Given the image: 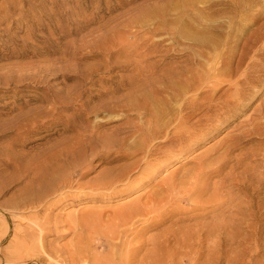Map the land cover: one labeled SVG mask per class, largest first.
Instances as JSON below:
<instances>
[{"label": "rangeland", "instance_id": "rangeland-1", "mask_svg": "<svg viewBox=\"0 0 264 264\" xmlns=\"http://www.w3.org/2000/svg\"><path fill=\"white\" fill-rule=\"evenodd\" d=\"M237 1L0 0V264H120L128 250L122 241L130 240L140 245L136 258L145 256V264H207L209 259L208 264H264V203L256 219L245 222L229 215L235 202L221 208L229 207L227 229L234 242L229 247L217 237L196 247L193 229L186 237L177 235L178 227L207 212L219 215L215 203L191 210L193 204L178 197L180 206L165 223L138 217L131 226L117 218L120 208L141 197L147 201L171 175L181 177L199 155L264 116V0L249 1L252 9L241 28L230 21L240 20L241 12L231 9ZM212 22L224 41L237 40L235 66L241 54L249 61L257 50L261 83L192 153L158 166L153 179L138 187L127 178L118 180L142 156L120 157V142L132 133L123 117L129 112L121 106L150 85L151 74L179 69L196 49L182 33L186 23L203 31ZM253 145L257 142L247 147ZM257 158L264 165V156ZM145 166L130 172V179ZM195 247L203 255L194 254Z\"/></svg>", "mask_w": 264, "mask_h": 264}, {"label": "bare ground", "instance_id": "bare-ground-1", "mask_svg": "<svg viewBox=\"0 0 264 264\" xmlns=\"http://www.w3.org/2000/svg\"><path fill=\"white\" fill-rule=\"evenodd\" d=\"M249 1L240 0L231 7L232 12H241V15L239 14L240 20L237 22L230 18L231 16L229 17L233 26L237 24L241 28L246 25L244 18L249 15L246 10L252 9V3H249ZM218 12L219 10H215L213 14ZM252 14L255 15L254 13ZM190 25L186 23L182 27V33L184 36L194 40L196 49H192L191 52L184 56L183 65L179 69H167L151 74L153 78L150 85H147L146 89L138 88L143 90L138 92L137 95L133 94V100L121 106L122 109L120 110L129 112L123 117L126 119L125 124L132 133L123 137V143L120 142L119 152L122 153L120 157L130 158L137 154H142L140 158L132 161L125 170L118 174V180L127 178L131 186L138 187L146 184L147 180L158 173V166L170 163L177 156H185L192 153V151L204 144V141L216 134L220 126L226 125L225 122L234 115L235 110L237 111L240 108V100H243L254 86L262 81L261 65L256 60L258 57L253 56L257 50L252 54V57L248 54V57L250 56L249 61L245 54H241L239 59L237 58L238 61L235 66L236 55L233 52V47L238 43L236 39L230 40L229 38L224 41L222 35L220 36L215 32L216 27L213 22L207 24V28L203 31L192 30L193 28ZM244 64L246 67L242 69ZM222 90L224 91L219 94ZM229 90H232V92L228 93ZM117 111L114 110L111 113ZM134 138H136L135 141L130 143L129 140ZM254 142H257V145L247 147L248 144L250 145V143L253 144ZM237 151L240 152L235 154ZM199 156L195 166L181 177L178 175L179 178L178 176L175 178V175H171L159 190L158 188L156 192L151 190L153 194L149 195L148 199H146L147 201H141V197V199L139 198L140 201L131 202L120 208L117 218L121 219V223L133 226L138 217L143 220L155 218L165 223L168 220L165 216L176 214L175 210L180 206L176 204L178 197H184L191 202L193 204L190 207L191 210L203 207L201 204L204 203H215L213 206H216V208H213L216 212L219 209L221 210L219 215L210 216V214L207 216L206 214L210 213L207 212L205 215L199 216V220H196L194 224L178 227L181 234L177 233L179 232L178 230H176V233L180 237L182 233L184 236L188 230L193 229L194 231L190 233V238L197 240L194 243L196 247L206 244L216 237L220 238L218 243L222 242L226 246L230 245L233 237L231 239L227 229L229 222L227 213L230 212L229 215L232 214L234 217L244 219V222L249 217L255 220L257 212L264 203V196H261V193L264 192V171L258 170L260 166L257 158L258 156H264V116L262 115L261 120L251 123L248 129L239 130L238 133L231 134L229 140L218 143V145ZM263 161L261 162L262 164ZM142 164L146 166L142 168L140 175L130 179V172L138 170L137 168H141ZM221 199L223 200L222 202ZM234 202V208L230 207L231 210H228L229 207L227 205L231 203L234 205ZM225 204H227L228 212L226 208L221 209ZM255 207L259 209L256 211ZM160 224H157V226ZM173 224L169 225L168 233L172 229ZM136 231L133 233H136ZM126 234H128L127 230ZM169 234L167 238L169 237L170 239L171 235ZM132 241H122V246L127 245L128 250L127 256L120 259V264H137L138 261H140L138 264H145L143 261L145 256L141 260H137L139 257L137 252L140 249V245L137 247ZM156 241L158 239L154 243ZM177 244L179 243L177 242ZM159 245L157 246L159 247ZM214 246V248L217 247L216 245ZM196 247L195 250L197 249ZM191 250L192 248H190ZM199 250L197 249L195 251L197 253L194 252V254H198ZM182 251L185 254V251L188 250ZM174 253L176 254V252ZM150 256L152 258V255ZM208 257L211 258L210 255ZM173 259L176 260L175 258ZM192 259L195 260L194 258ZM199 259L200 255L196 257L197 261ZM136 260L137 262L135 263L134 261ZM208 262L210 263V259ZM208 262L206 263L208 264ZM151 263L153 264V262ZM174 263L176 262L173 261Z\"/></svg>", "mask_w": 264, "mask_h": 264}]
</instances>
